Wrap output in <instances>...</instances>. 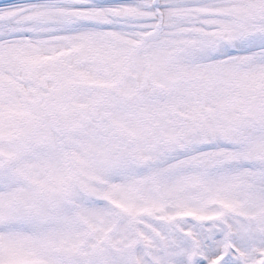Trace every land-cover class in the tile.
I'll use <instances>...</instances> for the list:
<instances>
[{"label":"snow or ice","instance_id":"6c2138e0","mask_svg":"<svg viewBox=\"0 0 264 264\" xmlns=\"http://www.w3.org/2000/svg\"><path fill=\"white\" fill-rule=\"evenodd\" d=\"M0 264H264V0H0Z\"/></svg>","mask_w":264,"mask_h":264}]
</instances>
